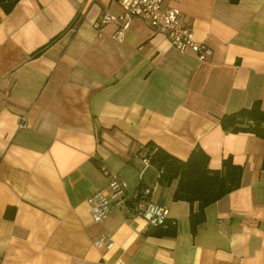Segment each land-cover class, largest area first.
<instances>
[{
	"label": "crops",
	"instance_id": "obj_1",
	"mask_svg": "<svg viewBox=\"0 0 264 264\" xmlns=\"http://www.w3.org/2000/svg\"><path fill=\"white\" fill-rule=\"evenodd\" d=\"M160 6L181 11L206 59L140 18L118 39L117 24L96 30L102 12L120 11L116 0L0 6V264H264V139L218 122L264 100V0ZM146 143L181 160L198 146L210 169L229 157L239 186L191 228L197 203L172 199L175 180H157ZM108 173L127 192L151 188L164 225L118 208L93 222L86 197ZM99 236L111 247L94 246Z\"/></svg>",
	"mask_w": 264,
	"mask_h": 264
},
{
	"label": "built area",
	"instance_id": "obj_2",
	"mask_svg": "<svg viewBox=\"0 0 264 264\" xmlns=\"http://www.w3.org/2000/svg\"><path fill=\"white\" fill-rule=\"evenodd\" d=\"M120 11L118 13L102 12L94 20L96 30L105 24H117L113 37L119 38L121 31L128 27L134 17L146 21L152 30L164 33L170 40L173 48L182 53L191 51L196 59L204 60L211 54V49L203 42L197 41L191 29L182 17L181 11L175 6L161 8L162 0H116ZM25 125L21 120L18 126ZM148 163V159L144 160ZM160 171H157V177ZM106 183L103 189H95L86 197L93 222H101L112 208L121 209L132 217L141 218L147 226H163L168 208L157 204L150 198L152 189L142 187L133 192H127L126 182L114 173L106 174ZM96 247L109 248L112 242L103 236L93 241Z\"/></svg>",
	"mask_w": 264,
	"mask_h": 264
},
{
	"label": "trees",
	"instance_id": "obj_3",
	"mask_svg": "<svg viewBox=\"0 0 264 264\" xmlns=\"http://www.w3.org/2000/svg\"><path fill=\"white\" fill-rule=\"evenodd\" d=\"M17 0H0V6L8 11ZM235 3L237 0H229ZM55 37L50 41L52 42ZM36 53V52H35ZM219 126L223 131L247 132L264 139V100L255 99L247 107L223 113L219 117ZM143 156L160 171L157 180L169 184L175 180L172 192L173 200H183L189 205L197 203V209L189 210L191 228L202 221V209L239 186L241 167L232 163L229 157L221 160L218 169L207 166V154L198 146L193 147L184 159H178L159 147L146 143ZM264 171V152L261 162ZM161 227V226H157ZM171 234L173 231L171 230Z\"/></svg>",
	"mask_w": 264,
	"mask_h": 264
}]
</instances>
